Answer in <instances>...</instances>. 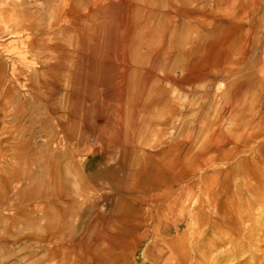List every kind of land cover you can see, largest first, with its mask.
Returning <instances> with one entry per match:
<instances>
[{
	"label": "bare ground",
	"instance_id": "1",
	"mask_svg": "<svg viewBox=\"0 0 264 264\" xmlns=\"http://www.w3.org/2000/svg\"><path fill=\"white\" fill-rule=\"evenodd\" d=\"M50 1L51 28L45 32L30 27L31 38L19 55L25 67L17 71L15 81L28 96L11 113L16 124L10 135L19 143L13 150V159L32 158L22 123L28 115L30 101L44 111L43 124L47 128L52 125L56 131L51 144L59 151L51 164L46 165L52 175L57 176L61 171L63 154L60 153L65 146L77 157L81 155L80 147L88 148L92 158L86 166L89 170L111 158V152L127 162L134 159L130 176L132 189L140 193V200L129 205L120 218L126 223L129 244L135 251L139 248L136 238L140 244L148 236L154 239L153 246L147 249L149 256L157 255L148 256L151 264H166L165 252L158 247V241L170 242L173 252L175 240L166 239L173 232L178 234L175 239L179 240L191 230L194 241L190 247L194 252L199 250L201 239L207 236L208 225L213 223L212 218L215 219L213 227L219 232L222 228L239 232L242 227L249 234L248 238L256 237V232L264 225V106L259 102L256 119L247 116L244 106L245 97L255 89V82L230 88L228 106L216 117V129L202 143L204 152L201 154L194 152V133L197 128L206 127L210 120L205 110L191 117L190 97L197 87L211 90L213 84L204 82L210 74L223 80L234 78L251 65L249 53H254L253 38L245 33L243 26H238V21L240 16L248 15L247 10L261 9L263 2L245 0L244 7L235 8L230 3L232 0H216L208 10L203 4L189 9L167 0L161 10L153 0ZM180 21L221 30L208 40L199 38L190 47H180L176 44ZM58 35L64 39H58ZM164 83L183 91L186 104H179L174 96L176 90H167ZM0 97L4 102L2 111L8 117L7 106L11 105L13 97L9 93H2ZM162 110L165 115L152 116ZM234 117L239 134L234 140L226 139L217 126L224 119ZM152 127L168 139L160 143L165 150L154 158L138 148L141 133ZM183 127L186 134L181 138L179 133ZM242 153L248 154V158L238 161ZM232 162L235 169L225 171L224 167ZM91 171V176L99 178V173ZM206 171L203 182L207 201L204 203L195 199L196 177ZM13 172L2 179L0 176L1 200L2 193L12 183ZM236 173L245 181L249 180L253 189L250 201L245 199L240 204L243 217L237 209L238 203L234 204L236 208L230 209L226 198ZM19 193L22 203L44 199L43 195ZM15 206L3 205L6 212H15L18 208ZM206 208L212 214L205 212ZM44 214L45 220L46 204ZM151 224L156 227L153 233L149 229ZM181 226L184 230L179 232ZM63 241L60 237L59 243L50 250L54 264L64 262L60 254L62 248L53 251ZM109 243L111 245V239L104 236L81 239L78 246L82 260L102 264L108 255L104 250ZM229 244L232 246V241ZM223 248L219 246L217 251ZM257 252L258 249H254L253 262L248 264H264V255ZM223 253L213 254L212 261L217 256L229 261L230 255ZM135 261L131 257L127 264H138Z\"/></svg>",
	"mask_w": 264,
	"mask_h": 264
},
{
	"label": "rangeland",
	"instance_id": "2",
	"mask_svg": "<svg viewBox=\"0 0 264 264\" xmlns=\"http://www.w3.org/2000/svg\"><path fill=\"white\" fill-rule=\"evenodd\" d=\"M163 10L167 0H153ZM187 8L205 5L209 10L216 0H170ZM264 3V0H260ZM245 0H232L230 3L236 8L244 7ZM259 10H247V16H240L238 26H243L245 33L253 38L254 53H249L251 59L248 67L234 78L221 79L214 74L208 76L207 81L213 87L206 91L197 87L191 94L190 103L192 118L205 110L210 120L206 127L195 131V154L204 152L202 143L210 137L214 127V121L220 110L228 106V92L232 86L244 85L255 82V89L245 98L247 116L255 118L258 110L256 108L262 103L264 106V4ZM52 2L50 0H0V94L9 93L13 102L7 107L8 117L4 116L3 101H0V176L8 177L14 171L11 178L12 183L4 190L3 199H0V264H54V256L50 250L58 244L60 237L63 243L53 251L61 249L63 264H94L82 260L81 249L78 241L83 238H95L104 236L111 239L108 248L104 250L108 254L102 264H127L134 257L135 263L151 264L148 258V247H152L154 239L148 236L140 244L139 239L135 251L130 246V238L126 223L120 218L129 205L138 202L140 193L134 192L132 176L130 173L135 164L134 159L125 161L122 156L111 152V158H106L97 168H92L94 173H99V178L91 176L92 171L86 166L92 161L88 148L80 147L81 155H74V151L65 146L61 149L63 154L60 160L61 171L55 176L48 172L46 165H50L54 155L58 152L51 144L56 138L55 129L47 128L42 122L43 110L28 101V115L23 118L25 137L28 140L27 147L31 151L32 158L13 159V150L19 145L16 138L11 137L16 124L11 116L13 109L20 106L27 98V92L17 85L15 75L17 71L24 68L25 64L19 59L24 45L31 38L30 27L38 31L47 32L52 24ZM252 19V23L248 20ZM229 22H232L229 20ZM230 26V25H228ZM221 29L210 30V25L195 27L192 23L180 21L177 26L176 44L180 47H190L200 39H210L217 35ZM249 30H251L249 32ZM249 32V33H248ZM58 39L63 40L62 35ZM253 67V70H251ZM29 72L33 74V70ZM203 82V83H204ZM163 86L170 91L176 90L174 96L178 98L181 105L186 104L183 91H178L169 83ZM1 99V97H0ZM261 102V103H259ZM165 115V111L153 113L154 118ZM236 118L224 119L218 126L219 132L226 139H236L238 130L235 129ZM256 119V118H255ZM213 121V124H212ZM242 132V131H241ZM186 127L180 129V137H185ZM55 136V137H54ZM168 139L154 130L143 131L139 137V150L141 153L154 156L160 154L165 147L160 144ZM264 142V141H263ZM248 158V154H241L237 159ZM235 161L237 164L238 161ZM235 163L227 164L225 171L232 172ZM12 170V171H11ZM10 173V174H9ZM206 172L197 175L196 200L206 203L204 194L203 177ZM3 184L0 182V189ZM248 186V187H247ZM247 187V188H246ZM252 187L249 180H244L238 173L227 192L230 209L237 205V209L243 217L242 201H250ZM22 191L27 195H43V200H27L22 203L19 193ZM33 198V197H30ZM139 199V200H138ZM240 199V200H239ZM237 201V202H235ZM241 202V203H240ZM197 203V202H196ZM17 205L15 212H6L4 206ZM44 204L47 206V217L44 220ZM241 204V205H240ZM196 209V204L194 205ZM236 210V209H235ZM205 212H211L206 208ZM232 211V210H231ZM234 213V211H232ZM212 214V212H211ZM213 216V215H212ZM213 223L208 225L207 236L201 239L199 250H192L193 235L186 231L183 239H175L178 235L171 233L166 239L175 240L174 251L171 252V244L158 241V247L163 249L166 264H248L253 262L254 249L257 254L264 255V225H261L257 236L248 238L249 234L241 227L239 232L229 228H214ZM155 225L151 224L149 229L154 232ZM179 232H182L181 226ZM144 233V229L140 231ZM181 234V233H180ZM204 236V233L202 234ZM238 239L240 243L235 240ZM113 240V242H112ZM77 241L76 244L72 242ZM232 241V246L229 242ZM115 242V243H114ZM108 243V242H107ZM106 243V244H107ZM228 244V245H226ZM107 246V245H106ZM219 246L223 249L218 250ZM232 248V249H230ZM227 250V252H225ZM229 250V251H228ZM170 251V252H169ZM230 255V260L218 258L212 261V255ZM175 252V253H174ZM157 256L151 253L149 257ZM182 262V263H181Z\"/></svg>",
	"mask_w": 264,
	"mask_h": 264
}]
</instances>
